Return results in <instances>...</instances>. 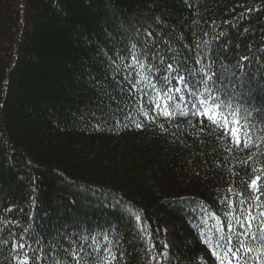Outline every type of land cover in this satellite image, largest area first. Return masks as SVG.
I'll list each match as a JSON object with an SVG mask.
<instances>
[{
    "label": "trees",
    "instance_id": "obj_1",
    "mask_svg": "<svg viewBox=\"0 0 264 264\" xmlns=\"http://www.w3.org/2000/svg\"><path fill=\"white\" fill-rule=\"evenodd\" d=\"M131 44L148 52L143 69L124 66ZM168 64L191 86L171 118L151 86L176 75ZM202 79L252 113L259 148H235L192 114L208 95ZM261 109L264 0H0V264H76L73 251L93 264L97 245L114 264H218L222 234L260 249L245 259L264 264V241L239 237L226 215L240 217L249 182L264 176Z\"/></svg>",
    "mask_w": 264,
    "mask_h": 264
},
{
    "label": "snow or ice",
    "instance_id": "obj_2",
    "mask_svg": "<svg viewBox=\"0 0 264 264\" xmlns=\"http://www.w3.org/2000/svg\"><path fill=\"white\" fill-rule=\"evenodd\" d=\"M147 37H152V33L148 32ZM146 44L147 41L145 42V46ZM100 52L104 57L108 59L112 66V70L115 73L119 74L120 64H117L116 59L108 56V53L103 49H100ZM129 56L132 63L124 65L125 67L135 68L136 66H139L141 69H143L146 66L144 63V59H147L148 52L144 51L143 48L138 50L136 44H131V51L129 53ZM142 56L144 57V59H141ZM117 57L119 58L121 63H123V61L126 59L125 57L119 56V53H117ZM248 59V56L241 57V60ZM163 62L164 61L161 60V63ZM241 67H243V65H241ZM165 71L176 73V75L163 76L162 81L159 82V87H157L156 84L151 85L153 90L157 92L158 98L163 99L165 103L163 104V106L156 101H152V103L154 104L155 109L159 111L161 115L166 118H171L174 115V105L172 104V102L176 101V103L178 104L179 100L184 98V88L191 86L188 84L187 78L179 74L178 67L174 68L172 64H168ZM205 76L207 77V80H211L212 77L215 76V73H212V75H208V73L206 72ZM144 78L145 77L142 76V79ZM113 79H115V77H113ZM147 79L150 80L151 77H147ZM173 79L177 81L176 85H173ZM201 82L204 83L205 92H208V95L198 100V103L201 107L197 110L195 106H193L192 114L200 119L201 124H203L204 121L207 120L209 126H215L216 128L222 129V138H227L235 148L249 149L254 144L257 148H259V144H256V142L253 140L254 125H252L251 123L252 113L247 111L242 112L240 111V109H232L231 105L227 101H225L219 94L217 96L211 95V90L208 89L206 80L202 79ZM190 94L195 93L193 92ZM201 96H203V93H201ZM141 111L145 117L148 116L149 113L147 110L142 109ZM180 114L187 115V113H184L183 111H181ZM258 114H264V109L259 110ZM136 127L140 128L142 127V124L136 123ZM160 127L163 129L164 126L161 124ZM260 131L264 132V128H261ZM258 139L261 143H264V137H258ZM227 150L229 152L232 151L231 148H228ZM249 159H251V157H249ZM245 163H247V161H245ZM256 171L257 169H253L254 173ZM248 188L253 193L252 204L247 208H243L246 203V199H242L240 203L243 210L240 217H236L234 212L227 213L226 215H232L235 219L236 226L244 230L237 233L239 237H250L253 241L257 239L264 241V211H259V209L264 207V201H261L260 199V197L264 195V191H262V189H264V176L255 175L249 182ZM229 191H231V189H229ZM240 195L243 194L241 193ZM228 203L230 207H234V201L229 200ZM253 207L257 209L258 215L253 213ZM133 215L137 224H140L141 217L139 213L136 212L133 213ZM257 226L259 227V236H257V234L252 231V229ZM232 227V224L228 225L229 231L232 230ZM140 231L144 232V227H141ZM80 239L87 243L89 237L81 236ZM92 239L93 243H96L95 237H92ZM148 239L150 240L151 237L148 236ZM105 240H107V236H105ZM69 243L70 245L75 244V241L69 240ZM163 246L165 249L168 247L166 243ZM15 247L23 248L25 247V245L17 243ZM101 247L103 246L97 245L96 247L98 259L94 260L93 264H114V262L117 260V255L112 251L111 248H104L106 255L100 258L99 253ZM262 247H264V245H262ZM155 248L156 245L151 244L149 251H153ZM216 249H219V251H216ZM81 250L83 249L81 248ZM64 251L67 252L68 249H64ZM254 251L259 253L260 249H254L252 246L246 244L244 239H240L239 244L234 245L232 243V237L223 234L213 246V255L215 256L218 264H233V261H236V264H248L245 257H247L249 253H253ZM69 254L76 261V264H81L82 260L84 261V264H87V260L84 257L79 256L77 252L73 251ZM88 255H91V253H89ZM163 255L167 256V253L165 252L163 253ZM255 258L259 259V255H257ZM152 259H156V256L153 255ZM20 264H29V261L28 259H24L20 262Z\"/></svg>",
    "mask_w": 264,
    "mask_h": 264
}]
</instances>
